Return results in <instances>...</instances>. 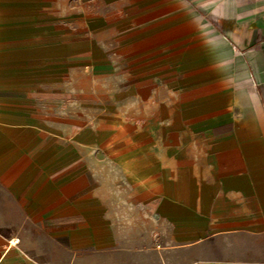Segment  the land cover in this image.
<instances>
[{"label": "crops", "instance_id": "0c3cea01", "mask_svg": "<svg viewBox=\"0 0 264 264\" xmlns=\"http://www.w3.org/2000/svg\"><path fill=\"white\" fill-rule=\"evenodd\" d=\"M0 264H264V0H0Z\"/></svg>", "mask_w": 264, "mask_h": 264}, {"label": "clouds", "instance_id": "9594fccd", "mask_svg": "<svg viewBox=\"0 0 264 264\" xmlns=\"http://www.w3.org/2000/svg\"><path fill=\"white\" fill-rule=\"evenodd\" d=\"M210 43H211V41H210Z\"/></svg>", "mask_w": 264, "mask_h": 264}]
</instances>
